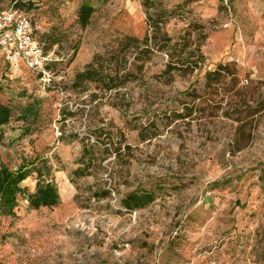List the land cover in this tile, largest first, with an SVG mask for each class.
Wrapping results in <instances>:
<instances>
[{
    "label": "rangeland",
    "instance_id": "obj_1",
    "mask_svg": "<svg viewBox=\"0 0 264 264\" xmlns=\"http://www.w3.org/2000/svg\"><path fill=\"white\" fill-rule=\"evenodd\" d=\"M35 1L27 13L37 38L61 40L50 51L53 82L45 84L25 66L14 70L0 52V99L14 109L0 157L14 168L48 159L62 202L33 208L36 181L23 182L16 217L0 218V264H264V111L241 132L223 111L212 119L197 112L191 124L168 128L173 112L183 111L184 92H202L205 79L201 72L165 85L155 78L166 62L162 55L149 64L146 82L129 86L127 111L107 100L92 104L88 93L78 96L70 86L116 38L144 36L143 0ZM153 1L171 10L182 6L167 27L174 38L188 23L204 26V70L234 64L240 85L251 90L248 106L264 104V0ZM84 3L94 8L85 29L78 23ZM10 9L9 1L0 4V12ZM211 100L210 106L220 97ZM147 125L156 135L142 141L138 128ZM100 129L115 139L123 132L131 149L120 160H104L99 177L81 179L78 192L70 175L83 146L70 138ZM107 189L111 197H93ZM131 192L155 200L129 211L121 201Z\"/></svg>",
    "mask_w": 264,
    "mask_h": 264
},
{
    "label": "trees",
    "instance_id": "obj_2",
    "mask_svg": "<svg viewBox=\"0 0 264 264\" xmlns=\"http://www.w3.org/2000/svg\"><path fill=\"white\" fill-rule=\"evenodd\" d=\"M4 1H9L11 9L24 13L30 19L27 12L37 5L35 0H0V4ZM194 1L186 0L184 5ZM143 6L146 10L147 25L144 36L123 35L116 38L114 43L107 46L103 52L96 53L85 69L76 74L70 86L73 93L78 96L88 93L89 102L92 104L98 100H107L113 108L127 111L130 107L129 86L146 82L149 64L155 57L162 55L166 58V62L155 78L165 85L173 84L177 76L193 78L196 73L201 72L204 73L205 79L202 92L196 89H188L184 92L186 102L181 103L183 111L173 112L175 118L168 119V128L177 121L191 124L197 112H207L206 118L212 119L223 111V116L236 123V131L241 132L261 115L264 104H258L260 106L257 107L248 106L252 97L251 90L247 86L240 85L239 73L234 64H220L215 70H204L206 55L203 46L208 39L204 26L188 23L183 32L174 38L167 27L175 17V10L181 9L182 6L171 10L163 3L159 5L153 0H143ZM93 13L94 8L91 5L82 4L78 17V23L82 28L85 29L90 25ZM31 21L37 36V27L32 19ZM194 33L197 35L195 38ZM39 41L43 44L46 55L50 54L53 46L61 42L53 36H43ZM47 69L52 71L50 63ZM38 76L41 79V75ZM214 96L220 97V100L210 106L208 102L212 101L211 97ZM187 100L195 103L203 100L206 105L198 108L195 105L191 106ZM242 102L245 104L242 105ZM78 114L85 116V109H78ZM63 115L66 118V114ZM69 115L75 116V113L69 112ZM13 119L14 109L0 99V144L4 139V128ZM63 121L65 122L66 119ZM138 130L142 141H148L156 135L151 133L149 125ZM119 137L115 139L112 134L109 136L104 129H100L84 137L75 134L70 138L80 139L83 146L77 161L78 167L70 175V181L78 192L81 190L79 184L81 179L99 177L104 170V160L113 155L120 160L128 154L131 146L125 143V134L121 132ZM61 139L67 141L64 134ZM92 139H95V142ZM32 176L36 181V189L30 199L33 208L53 209L61 204L54 169L48 159L36 158L30 162H22L19 167L14 168L0 157V218L16 217L19 207L18 197L23 191L21 185ZM111 195L112 191L107 189L103 190L102 194L98 191L94 192L93 197L106 199ZM154 200L151 193L131 192L122 199L121 203L125 209L135 211L147 207Z\"/></svg>",
    "mask_w": 264,
    "mask_h": 264
},
{
    "label": "built area",
    "instance_id": "obj_3",
    "mask_svg": "<svg viewBox=\"0 0 264 264\" xmlns=\"http://www.w3.org/2000/svg\"><path fill=\"white\" fill-rule=\"evenodd\" d=\"M0 52L14 70L26 66L41 75L45 84H52V71L47 69L50 54H45L31 19L24 13L10 9L0 14Z\"/></svg>",
    "mask_w": 264,
    "mask_h": 264
}]
</instances>
